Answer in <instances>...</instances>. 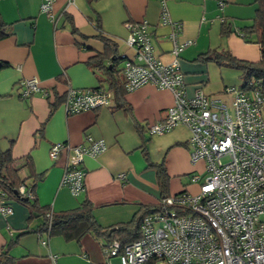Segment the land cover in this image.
<instances>
[{
  "label": "crops",
  "instance_id": "crops-1",
  "mask_svg": "<svg viewBox=\"0 0 264 264\" xmlns=\"http://www.w3.org/2000/svg\"><path fill=\"white\" fill-rule=\"evenodd\" d=\"M164 1L171 19L182 23L178 39L190 41L178 58L184 94L191 97L201 89L220 95L226 87H239L240 69L225 59L203 57L216 51L251 62L260 59L259 44L247 28L255 15V0H226L223 8L215 0ZM40 2L0 0V18L8 32L0 38V63H4L0 66V149H9L12 166L26 184L39 175L34 186L39 209L34 219L29 220L27 205L0 195V204L11 207L10 213H0V249L16 240L9 249L14 264H102V239L90 234L79 241L60 234L41 236L35 232L42 222L38 213L43 209L62 213L81 208L87 201L102 226L128 221L140 205L158 201L151 162L164 159L170 194L197 191L200 180L186 183L177 177L203 163L190 161L186 126L178 125L162 135H150L146 129L173 103L170 90L144 84L131 92L124 90L120 105L112 97L110 106L75 114L64 110L68 86L108 87L99 81L101 71L87 63L92 55L110 49L118 57L119 70L124 64L122 55H133L125 41L129 33L125 22L146 21L155 56L163 62L172 59L170 27L159 25L160 0H54L52 18L40 11ZM109 60L104 61L108 66ZM31 77L38 80L41 91L25 95L21 82ZM51 102L56 104L50 108ZM86 135L103 139L106 149L96 156H84V190L72 195L61 183L66 151L61 149L51 159L49 148L54 143L77 145ZM26 154L32 171L24 165ZM25 228L28 231L20 234Z\"/></svg>",
  "mask_w": 264,
  "mask_h": 264
},
{
  "label": "built area",
  "instance_id": "built-area-1",
  "mask_svg": "<svg viewBox=\"0 0 264 264\" xmlns=\"http://www.w3.org/2000/svg\"><path fill=\"white\" fill-rule=\"evenodd\" d=\"M215 1L219 8L225 6L226 0ZM53 3L41 0L39 6L50 18ZM160 3L159 25L170 27L172 59L163 62L155 56L146 21L125 22L129 30L125 41L133 55H122L124 89L131 92L151 84L172 92L173 103L146 129L150 135H162L178 125L186 126L189 158L191 163H203L202 174L191 177L192 182L200 180L197 191L183 190L158 199L157 209L142 218L136 239L125 244L104 242L102 264H264V92L254 83L245 89L226 87L220 95L197 89L187 97L178 58L190 41L178 39L182 23L171 19L164 0ZM21 85L25 95L41 91L35 77ZM111 103L112 92L100 87L68 86L63 96L66 114ZM61 149L67 154L61 183L77 195L84 190V156L99 155L106 144L86 135L77 145L52 144L50 158L56 159ZM17 193L34 197L23 184ZM10 212V206L0 204L1 214ZM45 214L53 215L51 210Z\"/></svg>",
  "mask_w": 264,
  "mask_h": 264
},
{
  "label": "trees",
  "instance_id": "trees-1",
  "mask_svg": "<svg viewBox=\"0 0 264 264\" xmlns=\"http://www.w3.org/2000/svg\"><path fill=\"white\" fill-rule=\"evenodd\" d=\"M255 3L256 11L253 17V22L247 28L255 35L254 41L259 44L261 51L260 59L255 62H251L235 58L229 52L221 53L216 51L207 54L203 58L215 61L225 59L231 66L241 70L242 82L239 88L245 89L248 88V86L251 87L254 83H257L256 86L264 92V0H255ZM72 31L74 33L77 32L75 27ZM7 34L6 23L0 18V38L6 36ZM243 36H245L244 33ZM104 43L108 45L106 40H104ZM110 52L111 51L109 49L104 53H95L88 59L87 63L93 68L101 71L102 78L99 79V81L106 82L108 87H104L103 85H100L99 87L110 90L115 103L120 105L122 104V94L125 90L123 73L122 69L119 70L116 68V61L118 60L116 53ZM107 54L110 55L108 56ZM107 57L110 59V66L104 62ZM3 64L4 63H0V66ZM121 78L122 81H120ZM55 104L56 103L51 102L50 108ZM142 150L145 158L148 159L145 148ZM13 161L14 158L11 156L9 149L4 151L0 149V195L2 197L5 195L12 196L16 200L27 205L30 208L29 220H31L37 216V214H35V210L39 209L37 207L35 196L32 199H28L23 196L20 197L17 190L19 185L23 184L26 189L31 191L34 195V186L39 179V175H33L31 183L26 184L25 179L19 177L17 172L18 169L12 166ZM24 165L28 167L29 171H32V163L28 154L25 156ZM150 165L155 168L156 180L159 188L158 199L168 196L170 194L169 174L166 170L164 159L157 163L151 162ZM156 209V204L140 205L128 221H121L108 226H102L98 223L91 211L90 203L87 201L82 204L81 208L53 214L51 218L47 217L45 214V211L48 209H43L40 213H38V216L42 218V222L35 229V232L46 237L60 234L66 240L73 239L76 241H79L83 235L90 234L97 239H102L103 243L117 240L120 243L125 244L139 236L142 218L146 214L154 212ZM27 231L28 229L25 228L20 234L26 233ZM15 242V239L10 240L5 248L0 249V264H14L15 258L9 254V249L13 244H15Z\"/></svg>",
  "mask_w": 264,
  "mask_h": 264
},
{
  "label": "rangeland",
  "instance_id": "rangeland-1",
  "mask_svg": "<svg viewBox=\"0 0 264 264\" xmlns=\"http://www.w3.org/2000/svg\"><path fill=\"white\" fill-rule=\"evenodd\" d=\"M261 115H262V118H263V120H264V103L262 104V106H261ZM202 166H200V164H198V165H195L192 169H191V172H189V173H186V174H182L181 176H179V177H177V178H179L182 182H189V180L191 179V177L193 176V175H196V174H198V173H200V174H202V168H201ZM192 192H195V190H193ZM264 216H262V218H263ZM113 261H115V260H113Z\"/></svg>",
  "mask_w": 264,
  "mask_h": 264
}]
</instances>
